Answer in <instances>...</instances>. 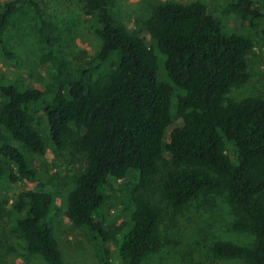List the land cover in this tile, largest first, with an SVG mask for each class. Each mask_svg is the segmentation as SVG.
Returning <instances> with one entry per match:
<instances>
[{"label":"trees","instance_id":"1","mask_svg":"<svg viewBox=\"0 0 264 264\" xmlns=\"http://www.w3.org/2000/svg\"><path fill=\"white\" fill-rule=\"evenodd\" d=\"M20 2L35 10L42 60L55 81L36 87L0 76V178L37 179L28 153L44 154L48 146L81 156L85 166L75 175L66 215L101 243L105 264L111 231L99 212L109 185L136 175L174 210L201 193L225 192L237 215L232 228L250 232L254 240L216 241L214 258L264 264V99H227L232 88L250 79L247 56L255 46L250 32L264 37V0L230 1L249 34L225 32L204 2H167L150 43L123 24L113 0H84L102 46L77 69L70 68L58 44V24L36 0L0 1L1 51L13 55L4 33ZM157 53L164 56L167 80L159 79ZM229 142L237 148L236 163ZM116 197L130 209L116 227L124 232L123 264H142L163 247L162 208L150 192L136 203ZM52 202L48 190L21 193L10 227L30 253L64 264L49 218Z\"/></svg>","mask_w":264,"mask_h":264},{"label":"rangeland","instance_id":"2","mask_svg":"<svg viewBox=\"0 0 264 264\" xmlns=\"http://www.w3.org/2000/svg\"><path fill=\"white\" fill-rule=\"evenodd\" d=\"M36 1L58 24V44L70 68L87 66L99 53L102 42L94 31L92 17L86 14L84 0ZM192 1L204 2L211 13L222 20L225 32L249 34L248 25L235 14L234 7L230 6V1L233 0H113V9L130 31L141 33L150 43L159 34L157 26L163 15L164 4ZM260 7L264 11V5ZM250 34L255 42L247 56L250 79L244 85L232 88L227 94L229 100H241L251 96L264 99V37L258 31ZM4 37L7 48L13 55L4 54L0 49L2 78L14 85L27 84L36 87L40 86L39 82L42 80L55 81L50 64L42 60L32 5L27 2L19 3L11 15ZM157 55L159 79L167 80L168 69L164 56L161 53ZM177 98L178 93H175L174 100ZM177 113H180L179 108ZM236 149L234 143L229 142V154L235 163ZM28 156L33 169L40 175L37 179L22 178L13 182L8 175L0 178V261L8 264H49L40 254L30 253L25 241L13 233L10 227V218L19 195L43 189L53 195L49 218L64 264H105L101 243L90 239L87 231L75 227L66 215L68 194L75 186V175L85 166L82 157L70 150L58 151L51 146H48L44 154L29 152ZM135 173L139 176L138 172ZM149 192L163 211V247L158 253L149 255L142 264H213L215 261L218 264H244L241 260L215 259L212 254V245L216 241L230 240L250 245L254 240L250 232L232 228L237 215L225 192L201 193L197 199L188 202L179 210H174L165 203H160L159 192L156 189H147L146 183L140 182L136 175L118 180L106 189V201L99 214L103 215L104 224L111 231V249L107 264H123L120 245L124 232L116 230V227L128 218L130 212L129 208L124 209L123 202L116 195L136 203Z\"/></svg>","mask_w":264,"mask_h":264}]
</instances>
